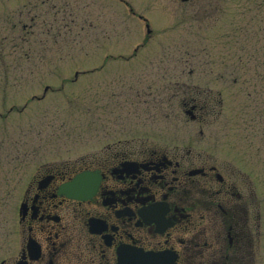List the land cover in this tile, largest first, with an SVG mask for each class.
<instances>
[{
	"label": "rangeland",
	"instance_id": "1",
	"mask_svg": "<svg viewBox=\"0 0 264 264\" xmlns=\"http://www.w3.org/2000/svg\"><path fill=\"white\" fill-rule=\"evenodd\" d=\"M0 37V261L22 183L120 140L176 135L264 197V0H0ZM168 86L178 95L156 101ZM188 86L220 93L216 117H190Z\"/></svg>",
	"mask_w": 264,
	"mask_h": 264
},
{
	"label": "flooded vegetation",
	"instance_id": "2",
	"mask_svg": "<svg viewBox=\"0 0 264 264\" xmlns=\"http://www.w3.org/2000/svg\"><path fill=\"white\" fill-rule=\"evenodd\" d=\"M186 90L190 117L217 116L220 93ZM170 141L120 140L91 163L41 165L19 187L17 240L0 264H253L263 195L223 156Z\"/></svg>",
	"mask_w": 264,
	"mask_h": 264
},
{
	"label": "trees",
	"instance_id": "3",
	"mask_svg": "<svg viewBox=\"0 0 264 264\" xmlns=\"http://www.w3.org/2000/svg\"><path fill=\"white\" fill-rule=\"evenodd\" d=\"M4 38H6V37H4ZM4 38L0 37V47H3V48H4V45L7 44L6 41H4ZM0 54H2V53H0Z\"/></svg>",
	"mask_w": 264,
	"mask_h": 264
},
{
	"label": "water",
	"instance_id": "4",
	"mask_svg": "<svg viewBox=\"0 0 264 264\" xmlns=\"http://www.w3.org/2000/svg\"><path fill=\"white\" fill-rule=\"evenodd\" d=\"M147 27H149V25H147ZM148 32H150V31L148 30ZM81 177H82V176H80V177L77 179V182H80V180L82 179ZM73 197H79V196H77V195H76V196L73 195Z\"/></svg>",
	"mask_w": 264,
	"mask_h": 264
}]
</instances>
